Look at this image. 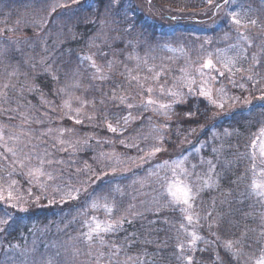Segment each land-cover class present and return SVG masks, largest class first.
Wrapping results in <instances>:
<instances>
[{
	"label": "trees",
	"instance_id": "trees-1",
	"mask_svg": "<svg viewBox=\"0 0 264 264\" xmlns=\"http://www.w3.org/2000/svg\"><path fill=\"white\" fill-rule=\"evenodd\" d=\"M5 1L9 4L13 2ZM106 4L107 0H79L52 13L48 28L52 31L58 26L55 29L58 30L61 24L58 38L63 40L57 47H54L56 42L50 43L51 49L46 50V72L24 66L20 71L38 85V90L28 91L30 86L26 82L27 85L23 83L22 88H17L18 90H15L16 87H10L7 91V102L3 99L0 101L3 109L15 104L18 110L24 112L27 107V113L29 106L33 104L37 106V115L41 117L43 112H46V118H54L58 122L57 108L63 101L62 92H59L62 88L59 84L58 63L63 65L69 59L77 61L83 68L84 79L89 85L87 90L90 98L85 104L82 123L78 124L68 116L61 120L62 116H59V130H71L65 132V137L62 138H69L75 151L68 148L67 151L53 152L51 145L59 133L53 139L44 137L48 151L53 153L51 158L65 162L50 167L49 171L54 172L57 179L48 181L46 192L39 183L30 184L27 176L14 174L10 177L21 182L22 194L19 195L24 197L25 202L21 200L18 206L25 205L29 208L24 212L18 207L13 208L7 201H0V218L7 219L5 213L13 218L10 227L0 225V228L7 227V231L0 232V264H3L2 256L18 260L20 256L16 257L15 249L29 242L33 234L38 235L42 229L44 232L50 230L48 227L51 228L50 225L54 222L69 229L83 224L93 216L102 217L104 214L99 210L89 209L85 198L89 195L107 194L110 189L117 187L120 192H112L110 197L120 202L121 207L128 208L126 216L131 223L125 222L120 231L106 234V244L103 247L96 244L97 251L105 253V258L100 264H108L107 257L114 251L111 245L121 249L113 257L119 264H124L128 257L134 258L132 264H189V256L192 257L191 264H247L241 254L239 257L233 256L225 248V242L240 241L236 245L240 252L249 250L254 245L258 250L262 248L261 244H256L257 236L252 239L251 232L244 234V226L247 230L251 229L252 227L248 226L250 218L255 211L259 213L258 205L254 204L255 196L250 193L249 186L253 177V165L256 170L257 164H264V160L258 159L253 147V142L264 129V98L254 99L259 96L255 93L256 96L251 102L236 105L235 109L227 112H218L200 92L187 93L184 102L173 103L180 100L168 98L157 87L155 92L150 94L138 92L132 85L125 83L123 72H119L127 64L128 56L133 50L145 51L157 46L160 48L167 44L165 39L173 38L179 32L193 40L191 27L211 19L215 14V4L210 5L207 0H151L150 3L149 0H121L118 9L113 8L112 15L107 19L114 18L118 10L120 17L130 18L129 22L135 25V30L130 34L111 32L108 27L101 31L99 22L105 19ZM123 27L125 25H121V28ZM195 32L208 34L206 31ZM105 35L109 38L111 47L104 45ZM116 35H123L124 42L113 41L111 37ZM256 35H250L254 42L264 43V34L261 38L258 33ZM129 40L133 41V47L127 46ZM144 40L148 43H138ZM0 42H3L5 47H10L8 37L2 36ZM185 44L190 48V52H197V59L203 56L201 52H204V49L209 50L211 46L207 44L205 48L201 45V52H198L197 47L191 46L189 41ZM10 49L3 57V62L5 59H12L16 66L23 65L24 58L17 60V52L11 47ZM100 51L107 52L108 55L101 57L98 55ZM158 51L160 52L159 49ZM20 52L24 56V46ZM87 56H92L97 65L103 68L104 73L108 75L107 79L101 81L92 78L94 69L89 67L91 62H81V58ZM109 60L118 62L111 72L105 67L106 61ZM52 75L57 76L58 80H53ZM2 77L9 79L5 74ZM116 82L128 89V92L121 93L130 97L123 104L118 98L112 97V90L117 88ZM196 88L193 90L202 89L201 86ZM41 94L44 101L51 103L42 102ZM149 98L156 104L142 107L141 104ZM126 104L134 105L131 109L132 119L127 124L120 119L117 132L109 131L106 123L110 122L115 126L114 116H128L130 110ZM160 104L172 105L167 110L168 115L164 114L165 110L159 109ZM213 113L217 115L213 116ZM87 116L92 119H87ZM16 118L13 112H0V124L14 121ZM60 121H64L66 127H60ZM193 129L195 131H192ZM225 129L228 134H225ZM121 140L125 143L121 144ZM76 141H81V144L76 145ZM83 141L87 143L84 144ZM155 148L161 150L149 158ZM94 153L97 154L95 159L92 158ZM102 153L107 155H101ZM208 161H211L215 168L203 172L211 173L217 182L212 187H204L201 190L200 196L204 203H200L198 212L207 217L196 219L197 216L190 211L182 212L183 206L171 204V199L167 196L157 204L147 203V207L129 209L136 200L137 190H143L144 185L151 187L154 194L160 195L157 191L166 188L165 178L180 181L179 175L182 171H199L208 165ZM9 165L10 160L0 161V177L9 178L7 173L12 170ZM183 165L190 168H182ZM111 168L115 169V172ZM16 171L18 173L21 169L17 168ZM97 176L100 177L99 180L96 179ZM69 186L87 191H81L77 200L65 198L66 202L62 203L61 197L54 189L60 187L68 190ZM162 186L164 187L160 188ZM29 190L34 194L29 195ZM36 197H40L38 202ZM49 200L54 203L49 204ZM215 213L220 214L218 219ZM187 215H192L191 223L199 229L200 239L194 246L189 243L192 235L187 231ZM213 217L216 219L212 223L210 221ZM258 234L259 232L255 233ZM181 244L184 246L182 252L178 247ZM12 245L18 247H10ZM98 252L94 251L92 257ZM93 261L96 264L94 259Z\"/></svg>",
	"mask_w": 264,
	"mask_h": 264
},
{
	"label": "rangeland",
	"instance_id": "rangeland-1",
	"mask_svg": "<svg viewBox=\"0 0 264 264\" xmlns=\"http://www.w3.org/2000/svg\"><path fill=\"white\" fill-rule=\"evenodd\" d=\"M216 2H218V0H212V4H215ZM220 2H222V0ZM11 3L12 4H9L5 0H0V29L12 28L15 29V31L2 32L0 33V38L5 36L11 38L12 41H15V43L11 44L10 47L14 49V52H17V60L20 61L21 57L24 58L22 60L24 64L21 66H16L13 64L12 59H5L4 62L3 58L0 60V91H4L3 85L6 83L14 86L13 88L16 87L15 90L22 88L23 83L26 84V82L30 87L35 85L27 74L20 73L22 66H24V68L46 72V50L51 49L50 43L53 44L56 42L54 47H57V45L63 40V38H58L60 33L58 30L62 29L61 24L58 30H55L58 26L52 31H50L48 28L51 14L61 8L58 7L55 9V11H53V6L59 4L67 7L68 5L73 4V0H13ZM241 3H243L246 8L249 6L251 7L252 11L249 13V15L251 18L258 21L256 26L249 25L247 28L240 27L237 31L236 26L230 23V18L225 16L227 7L221 9L220 11L215 10V14L211 17V19H208L207 21L203 20V22L200 24H193L194 26L191 27L193 29V40L188 38L184 33L179 32L175 37L165 39L166 41L164 42L167 44L162 45L160 48L157 46L152 49L148 48L145 51L133 50V52L130 54L132 59L128 58V62L126 64L127 68L132 69L134 75L138 74L141 78L140 83L145 84V87H151L153 89L152 92H155V88L157 87L158 90H161L163 93H165V95H167L168 98L172 100H184L187 93L201 92V90H193L195 87H197L196 89H199L201 86L204 91L211 92V98L216 100L217 104L222 103L224 105L223 109H220L214 105L218 112H227L229 110L235 109L234 106L236 105L251 102L254 96H256L255 93H258L259 96H256L254 99H263L264 43L260 44V41H258L254 42L253 45L250 46L248 43L238 39V32L248 36L249 40L251 41H254L250 37L251 33H254V36H257L256 33H258L260 38L263 36L264 0H235L236 6ZM18 20L20 21L19 24H17ZM34 22H38L39 26H36ZM195 30L202 32L206 31L208 34L203 35L201 32H195ZM225 33H227L229 36V39L227 40L223 39ZM49 39L51 41H49ZM186 41H189L191 46L197 47L196 50L198 52H201V45L205 47L207 44H211V46L209 47V50L208 48L204 49L205 51L201 52L203 56L197 59V52L194 50H192L194 54L190 52V48L187 44H185ZM237 43H239L244 49V51L241 52L239 56H236L235 51L228 50L230 45ZM23 46L25 47L26 52L24 56H22L20 52L23 50ZM157 48L160 50V52ZM16 49H18V51ZM217 50L221 51L218 52ZM13 55L15 54H12V56ZM253 55H255L257 61H259L258 64L252 59ZM234 56H236L237 62L232 70V74H229L223 68V62L225 57ZM136 57H139V59ZM145 59H147L148 62L147 66H145L143 63ZM209 59L213 61V67L210 69H202V65ZM58 64V71L60 74L59 84H61V88L64 89L62 92V105L57 108L58 122L55 121L54 118H46V112H43L42 116L40 117L37 115V112H35L37 106L31 104V106L28 108V113L27 107L26 112L18 110L17 112H13V115L17 117L16 120L7 121L5 124L2 122L0 124V126L6 127V139L8 135H21L22 132L31 131L33 136L31 143L39 145L36 150L38 152H43L46 146V139L44 138L46 136H40V133L47 132L49 129H51L52 134L48 137L52 139L55 138L59 133V116H62L61 120H63L65 116H68L72 121H76V119L81 120V117L86 109L85 104L82 107L81 102H87V100L90 98L87 90L89 85L84 79L85 76L83 68L77 61L72 59L67 60L63 65L62 63ZM137 65H139V67H137ZM153 66L155 68L153 72L147 71V68ZM17 68L18 71H16V74L9 77L8 73L15 71ZM237 69H242V71H237ZM120 71L123 72V79H125V83L128 84L125 66L119 70V72ZM219 72H224V75L220 76ZM157 73L160 74L159 79L154 80L153 77H155ZM3 74L7 75V78L9 79L2 77ZM248 76H252L253 79L249 80ZM145 77L148 78L146 83L144 80ZM162 83L164 84L161 85ZM131 85L137 89L138 92H143L139 84L133 83ZM241 85H243V87H241ZM116 86L117 88L113 89L115 91L116 97L128 96L126 94H121L128 92L126 86H121V83L119 82H116ZM221 89L223 91H221ZM7 91H9V89ZM173 92H179L181 93V96L174 97L171 95ZM165 95L163 96L166 97ZM64 101H68L70 107H65ZM0 108L3 109L2 106H0ZM77 108L81 109L82 114L79 116H77L75 113V109ZM7 109H17V107L14 104L9 105ZM19 111H21L24 116L29 117L32 122L30 124H25L24 119L20 115ZM37 121H39V123H37ZM46 125L48 127H46ZM61 126L66 127V123H64V121H60V127ZM63 137H65V135ZM21 139H23L22 136ZM63 139L67 141L70 140L69 138ZM41 141H43V143H41ZM8 146H12L10 141ZM254 148L257 156L259 157L258 159L261 158L264 160V155L261 154V150L264 148V132H262V130L259 136L255 139ZM96 157L97 154L94 153L92 158L95 159ZM33 163H35V160H33ZM209 167L210 166L208 164L199 171L188 169L189 175L186 176L185 171H182V174L179 175L180 182H191L194 185V190L195 188L200 189L197 192L195 200L192 202L193 208L190 211L194 214V216H197L196 219L199 217H207L206 215L200 214L198 212L200 203H204L200 196L201 190L204 189V187H201V179L209 180L210 177V182H214L213 185L217 182L216 179L211 176V173L209 174L203 172L210 171ZM182 168L190 167L188 165H183ZM256 168L257 174L255 175V178L260 180L262 177L259 174L261 169H264V164H257ZM49 169L50 168H48L47 171H49ZM252 179L253 177L251 178L250 183ZM10 180L12 179L2 178L0 180V184H3L4 186L5 195H7V185L10 183ZM16 181H18V183L14 186V194H22L20 192L21 182L18 179H16ZM40 183H46L48 187V181H46V178L42 179ZM47 187L42 188V190L46 192ZM163 187L164 186L160 188ZM143 190H137L136 200L132 203V207L135 210L141 207H147V203L149 205L157 204L158 201L160 199L162 200L163 197H169L165 191V188L162 189V191H157L160 193V195L154 194L153 189H151V187H145V185L143 186ZM64 191L67 190L61 189V192H57L58 196L61 197ZM130 192L132 193V191ZM95 195L102 197L104 194ZM98 196L89 195L85 198V202L87 203V206H89V209H92L90 207V197L91 199H95ZM169 198L171 199V197ZM112 199L113 198L109 197L110 201ZM23 201L25 202L24 199ZM100 203L103 204L105 201L101 198ZM254 204L258 205L257 209L259 213L256 211L253 213L250 218L251 221H249L248 224V226L252 228L247 230V227L244 226V234L246 232H251V238L257 236L258 238L256 240V244H261L262 248H264V237H261V232L264 231V221H262V216H264V204H261L256 196L254 198ZM115 205L117 210L112 214L113 219L119 218L122 215H127L128 208L121 207L120 202L118 203L116 201ZM22 206L26 209L29 208V206ZM17 207L20 209V206ZM95 210H99L104 215L102 217H93H97L101 221L107 220L109 218V214L106 213L102 208ZM197 212L199 215H197ZM215 215L217 219L220 216V214L217 213H215ZM216 217H213L212 221L210 222H215L213 220H215ZM55 223L56 222L53 223V227V224L50 225L51 228L48 227L50 230L44 232L42 229L38 235L36 233L33 234V238L29 242L15 249L14 254L16 257L20 256L18 260L15 258L6 259V257L2 256L3 264H20L21 261H23V264H33V261H35L36 264H40L42 258H46L48 255H51L56 251H59L62 254L61 260L67 261V264H94L92 255L89 256L88 253L90 250L92 254L94 251L98 252L96 247V244L98 243L91 245L90 248V246L83 241L80 234L81 232L87 231V228L84 226V224H77L72 228L65 229L64 225L60 226V224ZM187 231L190 233V235L195 232V234L199 236V229L193 223L187 224ZM257 232H259V234L255 235ZM74 250H78L79 254L73 256ZM260 250H258V248L254 245L249 250H242L240 253L242 257L246 259L244 261L247 264H254L255 259L260 256ZM16 251L18 253H16ZM4 254L7 256L6 253Z\"/></svg>",
	"mask_w": 264,
	"mask_h": 264
},
{
	"label": "snow or ice",
	"instance_id": "snow-or-ice-1",
	"mask_svg": "<svg viewBox=\"0 0 264 264\" xmlns=\"http://www.w3.org/2000/svg\"><path fill=\"white\" fill-rule=\"evenodd\" d=\"M79 0H73V3H77ZM151 0H149V3ZM209 4H212V0H207ZM121 3V0H107V4L105 7L104 11V16L105 19L101 20L99 23L101 25V31L105 27H108L111 32H123L125 34H130L132 31L135 30V25L130 23L129 20L130 18L128 17H120L118 10L115 13L114 18L112 19H107L110 15H112V9L117 8L118 5ZM58 7H64V5H55L53 6V11H55L56 8ZM217 11H220L223 8L227 7V11H225V16L230 18V23L232 25H235L237 28V31L240 27L247 28L249 25L251 26H256L258 21L256 19H253L250 17L249 13L252 11L251 7H245L243 3L239 4L238 6L235 5V0H222V2L216 3L214 5ZM235 8V10H234ZM95 23V21H93ZM20 21H17V24H19ZM36 26H39L38 22H34ZM121 25H125V27L121 28ZM6 31H15V29L12 28H5V29H0V33L6 32ZM99 38V34H98ZM108 37L105 35L103 39V43L105 46L111 47L108 43ZM111 39L115 42H124V36L123 35H116L111 37ZM223 39L227 40L229 39V36L227 33H225ZM238 39L242 40L246 43H248L250 46L253 45L254 41L249 40L248 36L243 35L238 32ZM9 40V45L14 44L15 41H12L11 38H8ZM138 43H143L147 44L148 41H138ZM127 46L133 47V41L129 40L127 41ZM10 47H5L3 42H0V60L7 55V53L10 51ZM18 51V49H16ZM228 50H232L236 52V56H239L241 52L244 51V49L240 46L239 43L233 44L229 46ZM218 52L221 50H217ZM98 55L101 57H106L108 55L107 52L100 51L98 52ZM236 56L234 57H225L224 62H223V68L229 73L232 74V70L235 67V64L237 62ZM129 59H132L131 55L128 57ZM139 59V57H136ZM252 59L256 61L258 64L259 61H257V58L255 55H253ZM84 60L90 61L89 67L91 69H94V74H93V79H99L101 81L105 80L108 78V75H106L103 71V68L101 66H98L96 63V60L93 59L92 56H87L81 58V62L83 63ZM117 61L115 60H109L106 61L105 67L109 69L111 72L112 69L115 68L117 65ZM145 66H147V59L143 61ZM139 67V65H137ZM213 67V61L211 59L207 60L203 65L202 69H210ZM201 69V71H202ZM155 70L154 66L147 68V71L153 72ZM16 71H18V68L11 72L8 73L9 77L13 76L16 74ZM219 71V70H217ZM237 71H242V69H237ZM125 72L127 73V81L128 84L131 85L133 83L139 84L141 87V90L146 93H151L153 89L151 87H145V84L140 83V76L138 74H133L132 69H128L127 66L125 65ZM51 75V73H49ZM159 73L156 74L155 77H153L154 80L159 79ZM220 76L224 75V72H219ZM53 80H58V77L55 75H52ZM147 77L144 78L145 83L147 82ZM249 80H252V76H248ZM10 87H14L9 84H4L3 89L4 91H0V99H3L4 102H7V90ZM243 87V85H241ZM38 87L33 85L28 89V91H37ZM64 89H60L59 92H63ZM221 91H223L221 89ZM172 96H181V93L179 92H173L171 93ZM200 95L205 96L209 103L212 105H215L216 107L223 109L224 105L217 104L216 100L211 98V92L210 91H204L201 89ZM119 99L120 102L123 104L126 99H129L130 97H116L115 91L113 90V99ZM41 99L42 102L46 103H51L43 100V94H41ZM238 99V98H236ZM184 102L183 100L180 101H173V103H182ZM86 101L81 102L82 107L84 104H86ZM156 102L149 98L146 102H143L141 104L142 107H146L147 105H154ZM65 107H70V104L68 101H64ZM171 104H160L159 109L165 110L164 114L168 115L167 110L171 108ZM126 107L130 110L129 114L127 117L123 118H117L114 116V119H116V125L114 126L113 123H106V127L108 128L109 131L115 133L118 130V125L120 124V119H123L124 124H127L130 119H132L131 116V109H133L134 105L133 104H126ZM17 112V109H2L0 108V112ZM75 113L77 116L81 115V109L77 108L75 109ZM20 115L24 119L25 124H30L32 121L29 117L24 116L23 113H20ZM188 115H191V113H188ZM206 115V113H205ZM217 113H213V116H216ZM235 115V113H233ZM14 118V117H9V119ZM87 119L91 120V116H87ZM106 119V118H105ZM39 123V121H37ZM76 123H82L80 119H76ZM6 127L5 126H0V149H3V151H0V161H9L10 160V167L11 171L7 173L8 177L10 178L14 174H18L21 176H27L28 182L31 184L33 182L39 183L41 188H46L47 184L46 183H40L42 179L46 178V181H55L57 177L54 175V172L52 171H47L48 168L52 167L53 165L57 164H63L65 163L64 161L60 160H55L52 159V152H49L47 149V146H45L43 152H38L36 149L39 145L37 144H32L31 141L33 139V136L31 134V131L28 132H22L21 135H8L7 139L6 137ZM70 129H61L59 130V135L54 139L53 144L51 145L53 152L54 151H67L68 148H73V151H75V147L72 142L64 140L63 134L65 132H70ZM192 131H195L194 129ZM262 132H264V129H262ZM52 134V130L49 129L47 132H42L40 133V136H50ZM225 134H228L227 129H225ZM21 136L23 139H21ZM9 141L11 142L12 146L9 145ZM43 143V141H41ZM76 145L81 144V141H76ZM84 144L87 143V141H83ZM121 144H124L125 141L121 140ZM59 146V147H58ZM131 146V145H129ZM255 146V141L253 142V147ZM161 149L160 148H155L153 151L149 154V158L151 155H154L155 152H159ZM215 152L216 149H213ZM261 154L264 155V148L261 150ZM101 155H107L102 153ZM110 158V157H109ZM33 160H35V163H33ZM167 163V162H165ZM209 164V170L212 171L215 168V165L212 164L211 161H208ZM19 168L21 169L20 172L17 173L16 169ZM193 168H195V165H193ZM253 179L251 181V184L249 186L250 188V193L254 196H256L259 199V202L261 204H264V169H261L260 171V176L262 179L257 180L255 178L256 170H255V165H253ZM113 172H115V169H113ZM194 174V173H193ZM185 175H189L187 172H185ZM173 177H175V170H173ZM2 179V177H0ZM97 180L100 179L99 176L96 177ZM210 177L209 180H203L201 179V187H207L210 188L213 186L214 182H210ZM18 181L12 179L10 180V183L7 185V195L5 196V189L3 184H0V201H7L8 203L11 204L13 208L17 207L20 204V201L24 199L22 195L19 194H14V186L17 185ZM165 184L166 188L165 191L169 197H171L170 203L173 205H182L181 211L182 212H189L193 208V201L196 198L197 192L200 190L199 188H195L194 190V185L189 182V183H183L180 181H177L176 179L168 180L165 178ZM56 192H61V188L57 187L54 189ZM81 191H87V189H81V188H76V187H68L67 191H64L62 196H61V202H66L67 200H77L79 199V194ZM112 192H120V189L117 187L115 189H110L107 194H104L102 197L98 196L95 199H91L90 197V207L92 209H99L102 208L106 213L109 214V218L107 220L101 221L97 217H91L90 220H85L83 222L84 226L87 228L86 232H81V238L83 241L88 244L91 248V245L98 243L101 247H103L106 244V241L104 239V236L109 233H115L121 230L123 224L125 222L131 223L130 220L127 219V216L122 215L119 218L113 219L112 214L114 211H116V205L113 199L110 201L109 197L111 196ZM122 194V193H121ZM29 195H31V191L29 190ZM66 198V199H65ZM103 199L105 203L101 204L100 199ZM40 197H36V201L38 202ZM54 203L53 200H49V204ZM130 208L132 207L131 205L129 206ZM20 211L26 212L27 209L24 208L23 206H20ZM7 216V219L5 218H0V225H4L7 227L11 226L12 222V217L8 216L7 213H5ZM186 219L188 220L189 223L192 222V215H187ZM262 221H264V216H262ZM7 227H2L0 228V232L7 231ZM183 227V225H181ZM192 239L189 241L190 245L194 246L196 241L200 239L195 232L192 234ZM261 237H264V231L261 232ZM240 241H226L225 242V248L232 253L233 256L239 257L240 256V250L239 248L236 247L237 244H239ZM10 247H18V245H12ZM111 247L114 249L112 253L109 254L107 257L108 259V264H119L118 261H114L113 257L120 252V248H118L115 245H111ZM181 252L183 251V244L179 245ZM250 247V245H249ZM79 252L78 250L73 251V256L78 255ZM61 253L59 251H56L55 253H52L51 255H48L46 258H42L40 261V264H67V261H62L61 260ZM89 256L92 255L91 250L88 253ZM105 258V253L100 251L98 254L93 257V259L96 261V264H100V261ZM133 257H128L127 260L124 262V264H132L133 262ZM187 260L189 264H191L192 257H187ZM20 264H23V261L20 262ZM33 264H36L35 261H33ZM254 264H264V248L260 250V256L255 259Z\"/></svg>",
	"mask_w": 264,
	"mask_h": 264
}]
</instances>
